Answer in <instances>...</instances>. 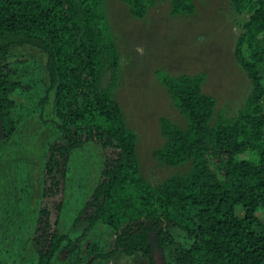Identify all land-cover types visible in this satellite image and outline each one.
Listing matches in <instances>:
<instances>
[{
  "label": "trees",
  "instance_id": "trees-1",
  "mask_svg": "<svg viewBox=\"0 0 264 264\" xmlns=\"http://www.w3.org/2000/svg\"><path fill=\"white\" fill-rule=\"evenodd\" d=\"M131 13L144 17L155 0H123ZM253 0H232L239 13ZM103 0H0V143L17 130L14 92L21 83L10 74L9 57L33 47L46 56L49 86L41 99L50 103L52 124L60 138L46 148L41 196L55 193L66 176L71 154L86 143L110 149L100 179L78 220L82 236L64 233L50 209L37 210L36 264H58L61 251L79 264H93L118 253L139 256L146 264H264V0L244 23L235 57L253 89L233 118L217 109V99L203 90L205 73L173 76L158 73L186 118L180 126L162 119L166 143L155 150L160 161L193 167L153 186L141 173L137 136L112 99L119 51L102 11ZM174 14L191 13L195 0H172ZM106 73L111 82L103 84ZM45 118V117H44ZM254 152L255 157L241 154ZM243 214L237 213V207ZM60 210L62 203L57 205ZM60 217V215H58ZM99 223L114 233L110 249L84 257L81 241Z\"/></svg>",
  "mask_w": 264,
  "mask_h": 264
},
{
  "label": "rangeland",
  "instance_id": "rangeland-1",
  "mask_svg": "<svg viewBox=\"0 0 264 264\" xmlns=\"http://www.w3.org/2000/svg\"><path fill=\"white\" fill-rule=\"evenodd\" d=\"M256 6L257 0H253L239 13L232 0H195L193 12L174 14L172 0H155L146 15L139 18L123 0H103L106 25L120 56L116 80L110 87L112 99L137 136L140 170L153 186L172 176L187 175L193 167L191 159L170 165L154 155L155 150L166 143L162 133L163 118L186 125L185 116L158 73L165 71L173 76L205 73L204 92L217 99V109L223 110L228 118L236 116L245 106L253 84L237 61L235 48L244 23ZM257 44L264 47V35L258 38ZM8 66L21 87L13 94L17 130L9 143H0V264H36L37 210L47 206L53 224L59 219L64 233L72 238L82 236L85 223L78 220L79 212L98 183L111 150L95 143H86L74 150L58 190L42 197L46 148L60 138L49 119L50 103L45 106L44 115L41 110V99L49 86L46 56L30 46L17 48L9 57ZM258 68L264 76V62ZM110 82L111 75L106 73L103 84ZM240 157L252 158L255 153L249 151ZM237 213L243 214L241 206L237 207ZM258 215L264 220L262 211ZM114 239L111 228L99 223L82 238L81 254L88 257L94 246L106 251L112 247ZM168 259L172 264L170 251ZM55 261L79 264L76 257L62 251ZM93 264L146 263L139 256L118 253Z\"/></svg>",
  "mask_w": 264,
  "mask_h": 264
}]
</instances>
